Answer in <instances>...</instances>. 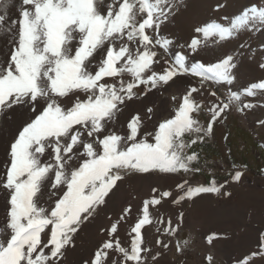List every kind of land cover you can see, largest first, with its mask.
<instances>
[{
  "label": "snow or ice",
  "instance_id": "obj_1",
  "mask_svg": "<svg viewBox=\"0 0 264 264\" xmlns=\"http://www.w3.org/2000/svg\"><path fill=\"white\" fill-rule=\"evenodd\" d=\"M182 4L183 0H20L17 7L15 0H0V35L6 37L8 49L7 59L0 60V120L19 111L28 115L0 172L7 205L6 223L0 228V264H60L65 250L74 246L75 234L106 206V198L126 174L198 172L190 167L198 162L197 154L185 150L209 137L215 123L234 103L242 102V95H264V81L243 93L229 89L226 99L209 87L215 101L207 108V126L200 123L196 117L204 105L196 95L208 84L231 85L237 65L231 55L214 63L189 64V57L178 52L171 61L165 60L162 71H156L153 65L160 61L154 49L167 55L174 43L160 35L161 26ZM13 7L16 18L9 16ZM222 19L226 23L211 21L196 27L199 35L180 47L196 55L209 44L219 46L242 33L264 30V8L252 7ZM187 76L198 78L199 85L186 89L174 116L161 120L154 132L141 133L138 114L128 121L125 135L110 130L122 106L140 98L135 89L143 85L147 95ZM255 106L243 103L238 110ZM147 113L150 119L153 109L149 107ZM259 124L264 126V120ZM242 176L237 170L231 180L240 182ZM176 187L183 195L171 199L175 205L205 193L231 195L215 179L208 186L191 187L184 181ZM158 192L154 188L153 196L143 202L142 215L131 228L130 249L116 237L120 221L131 212L129 206L105 230L109 238L86 264L155 262L162 252L152 253L142 230L155 222L164 225L158 233L175 237L184 216L180 212L175 225L170 218L154 221L150 206L172 197L170 191ZM156 244L162 251L170 247L160 238ZM176 248L184 250L179 241ZM109 251L120 259L109 260ZM257 257L264 259V244L242 264Z\"/></svg>",
  "mask_w": 264,
  "mask_h": 264
},
{
  "label": "rangeland",
  "instance_id": "obj_2",
  "mask_svg": "<svg viewBox=\"0 0 264 264\" xmlns=\"http://www.w3.org/2000/svg\"><path fill=\"white\" fill-rule=\"evenodd\" d=\"M177 2L179 3V0ZM15 4L18 7L20 0H15ZM218 6L220 7L217 10ZM17 7L9 10L11 18L18 17ZM252 7L264 8V0H183L179 11L170 17L166 24L161 26L160 35L172 40L174 43L171 45L167 55L163 49H154L159 53L157 60L160 62L159 64H154L153 67L158 72L162 71L166 66L165 60L171 61L178 52H183L189 57V64L193 61H201L205 64L214 63L223 57L231 55L237 65L233 69L235 77L233 83L231 85H206L214 91L217 90V95L223 99L227 98L229 89L233 92L243 93L251 84L264 81V69L260 68V64L264 63V30L257 28L255 31L242 33L238 38L224 42L219 46L209 44L196 55L190 54L187 47H180L181 45L186 46L194 36L199 35L195 32L196 27L211 21L226 23L222 19L223 17L232 18L242 13L245 9ZM7 56L6 37L3 36L0 38V60H6ZM198 85L199 79L196 77H177L168 86L148 92L147 95L143 94L144 86L141 85L138 89H135L140 98L127 101L126 105L122 106L123 111L120 113L116 124L111 126L110 130L115 131L117 134L125 135L128 121L138 114L143 123L141 133L154 132L161 120L174 116V109L179 107L181 97L186 89L190 86ZM173 96L176 97L175 100L172 99ZM243 103H252L256 106L252 109L238 110V108L243 106ZM149 107L153 109L150 119L147 113ZM231 112H235L248 126L263 130L261 138H264V126L259 124V121L264 120V95L259 93L255 97L242 95V102L240 104L234 103L231 110L216 122V126L218 125L221 128L222 124H227ZM27 118L28 115L25 112L19 111L12 114L10 119L0 120V172H3V165L8 160V148L16 135L17 129ZM198 120L205 125L201 119ZM185 139L188 140V137H185ZM203 141L205 144L206 140L204 139ZM149 142H151V137H149ZM201 146L196 143L185 151L187 154H196V150H198L203 156L205 154L204 146H202L203 148ZM190 167L193 169L198 168L199 171L181 172L179 174H126L125 179L118 182L117 187L106 198V206H102L97 214L86 221L75 234L74 246H69L66 249L67 253L61 259V264H86V262H91L95 252L109 238L105 230L119 220L124 209L129 206L132 213L130 212L128 217H126L127 219L120 221L116 237L119 238L122 246L130 249L131 239L134 236V233H131V228L142 215H139V212L142 213L143 200H147L145 199L146 197L149 199L151 197L141 192L128 193L125 196L120 194L118 189H125L126 184L137 179L143 178L147 181L156 180L164 176L175 177L181 183L187 181V186L191 187L208 186L210 181L215 179L218 185L225 184L226 191L230 192L231 195L221 194L218 196L214 193H205L207 196H215L217 201H215L214 207L221 210V216H216V219L211 217L209 219L211 220L210 223L205 221L202 225L198 224L197 228L188 225L186 218L183 217V223L178 235L175 237L158 233L157 228L159 227L162 231L164 225L156 224L155 222L151 227L142 230L145 236V243L152 249V253H155L154 249L158 247L156 244L158 238L170 244L166 251H162L159 248L163 255L162 259H164L162 264H242L246 257L260 252L261 244H264V171L251 172L253 176L246 175L242 181L233 182L231 175L235 172L227 171L219 161L211 163L210 159L203 157L202 160L194 162ZM154 188L158 189L159 192L165 190L162 187ZM154 188L151 187V190ZM180 195H183L181 190L177 194L174 193L172 197L178 198ZM194 200L195 197L191 200L186 199L181 205L183 207L191 206ZM6 207V193L0 190V228H4L6 223ZM184 210L186 209L184 208ZM101 213H103V217L99 226L91 232L85 230L100 217ZM177 216L170 218L173 225L176 224ZM133 217L135 218L133 219ZM163 219L167 221L169 218L165 216ZM252 236H254V239ZM210 237H213L211 242H209ZM177 241L181 242L184 248L182 252L177 251ZM183 241H188L189 243L184 246ZM208 257H211L210 261ZM113 258L120 259V256L114 251H109L108 259L111 260ZM158 261L160 262V260ZM149 264H155V262L149 261ZM249 264H264V259L257 257L254 262L249 261Z\"/></svg>",
  "mask_w": 264,
  "mask_h": 264
},
{
  "label": "crops",
  "instance_id": "obj_3",
  "mask_svg": "<svg viewBox=\"0 0 264 264\" xmlns=\"http://www.w3.org/2000/svg\"><path fill=\"white\" fill-rule=\"evenodd\" d=\"M196 99L204 105L203 110L196 118L201 119L207 126L210 119L207 108L210 103L215 101V97L208 94V87L206 86L202 94L196 95ZM262 132L263 130L257 127L248 126L235 112H231L227 124H222L220 128L215 123L211 137L205 138L206 145L203 143L204 141L197 142V145L204 146L205 152L202 156L201 152L196 150L198 160L205 157L210 159L211 163L214 161L221 162L227 171L239 170L243 172L242 181L246 175L253 176L251 172L264 171V138H261Z\"/></svg>",
  "mask_w": 264,
  "mask_h": 264
},
{
  "label": "bare ground",
  "instance_id": "obj_4",
  "mask_svg": "<svg viewBox=\"0 0 264 264\" xmlns=\"http://www.w3.org/2000/svg\"><path fill=\"white\" fill-rule=\"evenodd\" d=\"M194 1V0H193ZM201 1V0H200ZM4 35H0V38L3 37ZM149 129V128H148ZM157 178V177H156ZM155 178V179H156ZM152 179V178H151ZM181 182H179L178 180L175 179V177L172 176H164L161 178H158L156 180H144L142 179H137L134 180L132 182H129L128 184H126L125 189H118L120 191V194L122 195H127L128 193H133V192H141L143 194L149 195L150 197L153 196V192L151 190V187H162L164 188L166 191H170L172 193V195L175 193L177 194L180 190L177 189V185L180 184ZM164 190V191H165ZM119 193V192H118ZM117 193V195H119ZM134 194V193H133ZM156 195H159V192L156 193ZM114 197V195H113ZM116 197V196H115ZM174 197H170V198H165L162 200L160 205H156V206H150V214H151V218L155 221V220H159L163 217H167V218H172L175 215H178L180 212H183L184 216L186 218V223H188V225H190L193 228H197L198 224L202 225L205 221L209 222L211 220H209L211 217L215 218L216 216H221V210L219 208L214 207V203L215 201H217L215 199V196L210 195L207 196L205 194H201L197 197H195V200L193 202V204L191 206H182L180 205H175L171 202V199ZM144 199V197H143ZM142 199V200H143ZM145 199H149V198H145ZM218 199V198H217ZM111 201V200H109ZM144 202V200H143ZM111 203V202H110ZM134 203V202H133ZM132 203V204H133ZM140 203V202H139ZM218 203V202H217ZM142 205V204H141ZM140 205V206H141ZM220 206V205H219ZM217 206V207H219ZM184 208L186 210H184ZM137 209V208H136ZM225 209V208H222ZM142 212V211H141ZM132 213V212H131ZM136 214V213H135ZM142 214L139 212V215ZM137 215V214H136ZM131 216V215H130ZM103 217V213H101L100 217L98 219H96L94 222H92L85 230H89L94 231L99 224L101 223ZM138 217V216H137ZM136 217V218H137ZM141 217V216H140ZM135 217H133L134 219ZM222 218V217H221ZM127 219V218H126ZM216 219V218H215ZM137 220V219H136ZM218 220V219H217ZM220 220V218H219ZM130 223V222H129ZM128 223V224H129ZM218 223V222H217ZM107 227V226H106ZM131 227V225H130ZM151 227V225H147L145 226V229ZM255 231V230H254ZM88 235V234H87ZM237 235V234H236ZM254 239V236H252ZM155 239V238H154ZM222 239V238H221ZM251 240V239H250ZM253 241V240H252ZM251 241V242H252ZM221 243V242H220ZM153 246V245H152ZM245 246V245H244ZM155 252H160L159 247H156L154 249ZM67 253V250H65V254ZM152 254H149V256H151ZM163 255L161 254L159 256V258L155 261V264H162V259ZM64 258V257H63ZM160 260V262L158 261ZM253 262V261H252ZM62 263V261L60 260V264Z\"/></svg>",
  "mask_w": 264,
  "mask_h": 264
}]
</instances>
